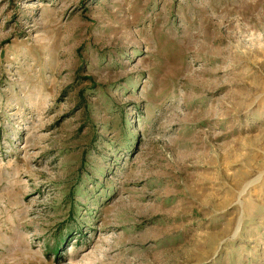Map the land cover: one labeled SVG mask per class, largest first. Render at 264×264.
Returning a JSON list of instances; mask_svg holds the SVG:
<instances>
[{"label": "rangeland", "instance_id": "374dc122", "mask_svg": "<svg viewBox=\"0 0 264 264\" xmlns=\"http://www.w3.org/2000/svg\"><path fill=\"white\" fill-rule=\"evenodd\" d=\"M0 264H264V0H0Z\"/></svg>", "mask_w": 264, "mask_h": 264}]
</instances>
